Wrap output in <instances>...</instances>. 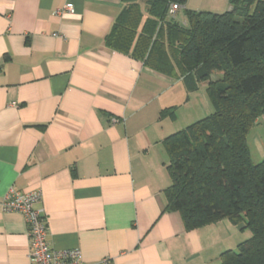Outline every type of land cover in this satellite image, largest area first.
Here are the masks:
<instances>
[{"label": "crops", "instance_id": "1", "mask_svg": "<svg viewBox=\"0 0 264 264\" xmlns=\"http://www.w3.org/2000/svg\"><path fill=\"white\" fill-rule=\"evenodd\" d=\"M67 3L74 13L56 15ZM122 9L121 0H0V203L9 190L39 191L49 247L78 250L79 264H213L241 225L187 231L164 211L162 142L201 119L204 83L188 91L110 50ZM28 252L23 217L0 205V264H30Z\"/></svg>", "mask_w": 264, "mask_h": 264}, {"label": "trees", "instance_id": "2", "mask_svg": "<svg viewBox=\"0 0 264 264\" xmlns=\"http://www.w3.org/2000/svg\"><path fill=\"white\" fill-rule=\"evenodd\" d=\"M121 1L106 46L182 79L188 91L204 83L213 110L162 142L171 181L164 211L177 212L187 231L222 220L249 231L213 264H264V160L252 162L247 142L264 118V0H229L222 14L187 10L188 0Z\"/></svg>", "mask_w": 264, "mask_h": 264}, {"label": "built area", "instance_id": "3", "mask_svg": "<svg viewBox=\"0 0 264 264\" xmlns=\"http://www.w3.org/2000/svg\"><path fill=\"white\" fill-rule=\"evenodd\" d=\"M179 8L177 5H171L169 14L174 15ZM62 13L73 14V5L67 3L55 12L56 15ZM40 200L41 193L37 190L28 193L9 190L0 203L4 213H18L24 219L27 227L30 264H79L81 256L78 250L55 251L49 247L46 240L45 216L37 207Z\"/></svg>", "mask_w": 264, "mask_h": 264}, {"label": "rangeland", "instance_id": "4", "mask_svg": "<svg viewBox=\"0 0 264 264\" xmlns=\"http://www.w3.org/2000/svg\"><path fill=\"white\" fill-rule=\"evenodd\" d=\"M228 1L229 0H188L189 3H188L187 10H192L196 12L202 11V12L222 14L228 8ZM251 10L252 8L250 9V12ZM173 18L180 25L186 24V19L183 15L182 8H180V10L176 13V15H173ZM214 76L215 77L212 79L217 80L218 77L216 75ZM212 112H213L212 107L209 104V106L207 107V110L203 112L200 118L203 119L204 117L210 115ZM186 126L187 125H183V126L181 125L179 129H173L172 132L175 133L177 131H180L186 128ZM247 142L250 148L252 162L256 164L264 160V118H259L256 121L255 125H253L250 128L248 135H247ZM235 235L237 236L234 237V243H233V246L231 247L232 249H236V245L239 242L247 239L250 234H249V231L245 229V230H242L241 232L240 231L237 232Z\"/></svg>", "mask_w": 264, "mask_h": 264}]
</instances>
